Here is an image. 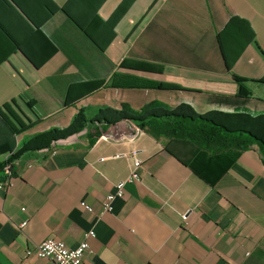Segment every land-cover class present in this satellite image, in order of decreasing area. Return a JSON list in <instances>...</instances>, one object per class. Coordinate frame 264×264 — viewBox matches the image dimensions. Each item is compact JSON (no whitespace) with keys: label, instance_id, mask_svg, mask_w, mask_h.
Returning a JSON list of instances; mask_svg holds the SVG:
<instances>
[{"label":"crops","instance_id":"0c3cea01","mask_svg":"<svg viewBox=\"0 0 264 264\" xmlns=\"http://www.w3.org/2000/svg\"><path fill=\"white\" fill-rule=\"evenodd\" d=\"M153 100L264 113V0H0V160L80 108ZM85 135L32 152L0 188V264H24L48 237L76 247L89 230L86 264H264L259 150L211 155L146 132L87 147ZM134 159L140 180L102 211Z\"/></svg>","mask_w":264,"mask_h":264},{"label":"trees","instance_id":"16d2710c","mask_svg":"<svg viewBox=\"0 0 264 264\" xmlns=\"http://www.w3.org/2000/svg\"><path fill=\"white\" fill-rule=\"evenodd\" d=\"M234 19L231 17L229 21ZM223 32L217 35L219 43ZM235 80L240 81L237 77ZM159 88L177 86L163 82ZM17 121L20 120L17 118ZM30 125L21 124L20 128L24 130ZM81 131H85L87 147L101 138L120 142L146 132L154 138L187 140L211 155L228 149H257L264 155V113L221 110L199 113L186 103L172 107L158 100L150 101L139 109L121 103L119 108H99L92 115L86 108H80L67 126L51 127L23 138L14 150L6 154L5 160H0V183H8L11 177L19 174L26 161L24 158L31 156L32 152L49 151L56 141Z\"/></svg>","mask_w":264,"mask_h":264},{"label":"built area","instance_id":"2783aa9c","mask_svg":"<svg viewBox=\"0 0 264 264\" xmlns=\"http://www.w3.org/2000/svg\"><path fill=\"white\" fill-rule=\"evenodd\" d=\"M50 153H54L53 148L50 149ZM8 155L5 156V159ZM141 167V162L138 159L133 160V169L131 173L117 181L114 184V190L108 192L102 203V211H110L112 209L111 203L114 198H121L125 193V184L137 182L140 180L139 168ZM6 183H0V188H3ZM79 205L86 212L91 213L93 211L92 206L87 204L85 201H81ZM24 210V208H21ZM27 223V219H23L19 224V228H23ZM92 230H89L84 234L83 240L79 242L76 247L69 248L66 246L64 241L48 237L39 243L26 247L23 253L24 264H33V259L35 258H45L50 260L51 264H86L85 256L90 253L89 245L87 242V237L93 236Z\"/></svg>","mask_w":264,"mask_h":264},{"label":"rangeland","instance_id":"374dc122","mask_svg":"<svg viewBox=\"0 0 264 264\" xmlns=\"http://www.w3.org/2000/svg\"><path fill=\"white\" fill-rule=\"evenodd\" d=\"M191 106V105H190ZM139 109V108H138Z\"/></svg>","mask_w":264,"mask_h":264}]
</instances>
